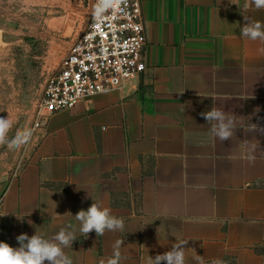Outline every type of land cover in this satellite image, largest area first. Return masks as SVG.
Here are the masks:
<instances>
[{
  "label": "crops",
  "instance_id": "obj_1",
  "mask_svg": "<svg viewBox=\"0 0 264 264\" xmlns=\"http://www.w3.org/2000/svg\"><path fill=\"white\" fill-rule=\"evenodd\" d=\"M141 1L146 70L44 119L1 198L0 242L50 239L98 201L124 230L77 231L64 249L73 264H106L117 240L121 264H148L184 240L186 264H264V133L252 129L264 128V42L241 35L244 16L264 24V9ZM211 108L235 116L230 140L200 115Z\"/></svg>",
  "mask_w": 264,
  "mask_h": 264
},
{
  "label": "rangeland",
  "instance_id": "obj_2",
  "mask_svg": "<svg viewBox=\"0 0 264 264\" xmlns=\"http://www.w3.org/2000/svg\"><path fill=\"white\" fill-rule=\"evenodd\" d=\"M93 2L0 0V117L13 122L9 140L25 129L32 131L31 140L19 148L0 145V201L8 182L34 153L47 79L85 27Z\"/></svg>",
  "mask_w": 264,
  "mask_h": 264
},
{
  "label": "built area",
  "instance_id": "obj_3",
  "mask_svg": "<svg viewBox=\"0 0 264 264\" xmlns=\"http://www.w3.org/2000/svg\"><path fill=\"white\" fill-rule=\"evenodd\" d=\"M95 0L91 9L94 7ZM147 27L141 0H122L96 20L90 14L47 79L42 119L75 108L86 98L124 88L146 70Z\"/></svg>",
  "mask_w": 264,
  "mask_h": 264
},
{
  "label": "clouds",
  "instance_id": "obj_4",
  "mask_svg": "<svg viewBox=\"0 0 264 264\" xmlns=\"http://www.w3.org/2000/svg\"><path fill=\"white\" fill-rule=\"evenodd\" d=\"M122 0H95L94 7L90 10V14L94 19L100 20L105 12L109 9L117 10V5ZM257 9H264V0H252ZM244 25L241 28V35L252 41L264 42V24L259 21H251L244 16ZM257 112L259 109L256 110ZM202 117L211 125V133L220 141L225 142L231 139L236 127V119L234 115H228L220 108H211V110L200 113ZM13 127V122L7 117H0V145L7 144L9 149L19 148L27 144L32 137V131L25 129L16 134L11 140L7 134ZM252 129L264 133V128L252 124ZM254 157L249 158V162H253ZM78 226L69 224L66 228H61L50 239L44 238L43 234L35 233L28 236L22 233L16 237L19 247H13L6 242H0V264H73L72 259L65 254L64 249L72 246L77 240V231L85 238L88 234L95 232L96 237L103 236L106 231L122 232L125 227L123 219L114 216L108 207H104L102 203L93 201L87 210H79L74 216ZM123 242L117 240L112 257L106 264H121L124 257L120 252V246ZM187 240L176 242L172 245L170 251L158 254L155 258L149 257L148 264H186L184 245ZM104 264V262H101Z\"/></svg>",
  "mask_w": 264,
  "mask_h": 264
}]
</instances>
